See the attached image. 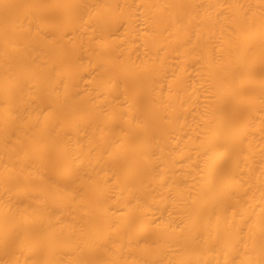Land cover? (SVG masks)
Here are the masks:
<instances>
[{"label":"bare ground","instance_id":"1","mask_svg":"<svg viewBox=\"0 0 264 264\" xmlns=\"http://www.w3.org/2000/svg\"><path fill=\"white\" fill-rule=\"evenodd\" d=\"M0 264H264V0H0Z\"/></svg>","mask_w":264,"mask_h":264}]
</instances>
